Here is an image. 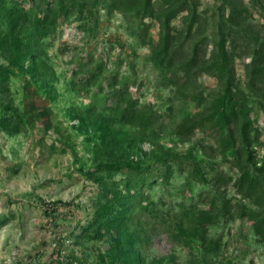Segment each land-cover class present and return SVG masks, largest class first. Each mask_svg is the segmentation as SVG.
<instances>
[{
    "label": "rangeland",
    "instance_id": "rangeland-1",
    "mask_svg": "<svg viewBox=\"0 0 264 264\" xmlns=\"http://www.w3.org/2000/svg\"><path fill=\"white\" fill-rule=\"evenodd\" d=\"M179 2L0 0V264H264V235L246 217H219L205 240L191 223L224 197L256 205L233 184L234 147L214 125L189 127L225 78L177 69L197 42L219 58L231 6L184 1L166 68L163 21ZM261 2H233L246 9L249 44L230 63L258 132L252 170L264 166V81L246 67L264 40Z\"/></svg>",
    "mask_w": 264,
    "mask_h": 264
},
{
    "label": "trees",
    "instance_id": "trees-1",
    "mask_svg": "<svg viewBox=\"0 0 264 264\" xmlns=\"http://www.w3.org/2000/svg\"><path fill=\"white\" fill-rule=\"evenodd\" d=\"M167 1L173 2V0ZM184 1L186 0H181L179 4L174 6L163 21L165 31L161 51L163 56H167L164 64L166 68H169L173 61L172 51L168 53L172 41V34L168 26L169 18L174 16L177 11L186 8ZM225 1L231 7L228 10L227 18H225L224 5L221 6L220 37L217 44L219 58H215V60H212L213 62L204 59L199 54L201 42H197L192 55L179 61L177 69L181 71L182 77L189 78L192 71L197 67H202L205 70L213 68L217 76L225 78V88L213 99L211 110L205 116L192 120L189 127L214 125L218 132L219 143L225 148L234 147V153L229 158L230 163L238 168L233 184L241 196L248 198L256 205V208H248L241 202H237L236 206L232 205L230 199L224 197L220 202L218 201L219 207L217 210L200 209L193 212L191 223L199 231L198 236L204 240L206 239L204 231L207 225L218 220L219 217L226 219L246 217L252 221L256 232L264 235V174L261 173L264 171V166H257L255 170L250 168V164L254 160L251 144L252 141L257 139L258 132L256 135L251 136L253 124L251 119L247 117L246 105L238 95L239 90L234 86V68L230 63L233 51L240 45L249 44L248 34L242 28L245 22L244 12L246 9L237 7L233 3L234 0ZM260 5L264 8L262 2ZM238 38H241V42L238 41ZM227 41L229 42V48ZM251 54L250 66L247 64L246 67L249 68L250 83L253 84L255 81H264V40L252 47ZM187 120H190V118L185 119V121Z\"/></svg>",
    "mask_w": 264,
    "mask_h": 264
}]
</instances>
